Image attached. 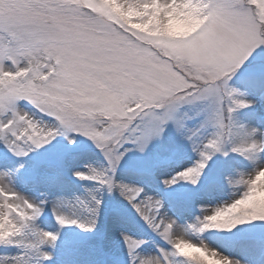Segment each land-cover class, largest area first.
Instances as JSON below:
<instances>
[{
    "label": "rangeland",
    "instance_id": "1",
    "mask_svg": "<svg viewBox=\"0 0 264 264\" xmlns=\"http://www.w3.org/2000/svg\"><path fill=\"white\" fill-rule=\"evenodd\" d=\"M253 240L264 0H0V264H264Z\"/></svg>",
    "mask_w": 264,
    "mask_h": 264
},
{
    "label": "bare ground",
    "instance_id": "2",
    "mask_svg": "<svg viewBox=\"0 0 264 264\" xmlns=\"http://www.w3.org/2000/svg\"><path fill=\"white\" fill-rule=\"evenodd\" d=\"M41 234H46V231L44 229L41 230Z\"/></svg>",
    "mask_w": 264,
    "mask_h": 264
}]
</instances>
